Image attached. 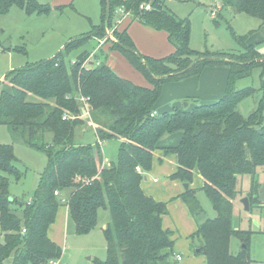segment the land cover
Here are the masks:
<instances>
[{"label":"trees","instance_id":"obj_1","mask_svg":"<svg viewBox=\"0 0 264 264\" xmlns=\"http://www.w3.org/2000/svg\"><path fill=\"white\" fill-rule=\"evenodd\" d=\"M143 3L149 4L150 10L141 9ZM13 6L27 13L51 11L36 0H0V13H8ZM222 6L264 23V0H223ZM122 8L133 12L141 23L166 31L173 45L174 50L165 56L146 55L128 29L116 32L118 41L111 43V50L120 52L150 86L120 76L105 57L89 59L88 50L69 67L64 51H60L52 58L10 71L0 84V125L8 126L16 139L44 151L48 158L33 199L27 202L11 199L10 180L0 175V264H47L60 259L63 249L50 238L49 229L63 205L68 207L77 235L92 231L101 211L108 214L103 229L107 257L97 259L96 264H171L175 239L163 224L168 205L147 195L142 182L153 166L154 151L160 148L162 137L176 132L182 134L179 144L165 152L178 156V169L170 178L189 184L179 197L196 219L203 211L197 191L191 187L198 169L204 180L202 189L217 213L198 223L191 235L192 242L199 239L195 252L204 254L206 264H263L250 257L254 231L236 228L233 217L239 177L250 174L254 178L257 168H264V55L254 44H245L244 37L234 30V37L244 43V52L194 50L189 20L165 9L163 0H111L110 9L103 0V23L93 26L88 34L104 36L105 26L112 24ZM83 36L71 40L63 50L79 47L81 43L75 41ZM220 56L236 60L225 61ZM221 63L228 66L221 98L152 115L165 82ZM256 67L262 69L261 87L236 89L237 81ZM255 94H260L257 106L244 116L238 104ZM88 120L96 127L99 141L94 143L77 138L80 126L89 134ZM111 139L121 140L118 158L104 165L102 142ZM15 159L13 145L0 144V171L20 179L23 172ZM260 186L255 183L248 195L250 209L255 204L264 206L258 200ZM232 236L245 245L237 253L230 250Z\"/></svg>","mask_w":264,"mask_h":264},{"label":"rangeland","instance_id":"obj_2","mask_svg":"<svg viewBox=\"0 0 264 264\" xmlns=\"http://www.w3.org/2000/svg\"><path fill=\"white\" fill-rule=\"evenodd\" d=\"M36 1L40 5L52 7L53 10L47 13H27L24 9L13 6L8 13H0V84L10 71L52 58L60 51H64L69 67L85 49H88L92 54L98 47L99 40L107 37L109 43L118 41L116 32L123 31L128 23L127 17L139 19L133 15V12L130 13L122 8L117 12V17L112 24L105 26L104 36H101L99 32L90 36L88 33L93 31V26L103 23V0ZM163 2L165 9L182 19L189 20L191 25L190 44L194 50L213 54L224 52L239 54L245 51V43L254 44L256 49L264 55V23L258 17L246 13L236 14L232 8L224 9L223 0H163ZM146 4L143 3L144 7L141 5V9L150 10L145 7ZM215 17L218 19V23L215 22ZM144 25L140 21L135 22L129 29V33L134 32L135 34L133 40L139 51L155 57L165 56L166 53H153L155 51H152L151 48L154 45L143 32ZM95 30L98 31L96 28ZM233 30L237 36L244 37V43L234 37ZM81 35H84L83 38L75 41L76 44L81 43L79 47L70 51L69 49L63 50L66 44ZM96 55L101 59L106 58L104 52H97ZM262 57L264 58V56ZM223 60L232 61L236 58L224 56ZM109 61L112 68L120 75L131 80L133 79L130 77L142 78L146 81L145 76L137 71L120 52L113 51L109 56ZM227 72L226 64H213L206 66L200 73L190 74L178 81L165 82L155 105L157 112H164L162 107L167 102H169V107L166 111H172L177 105L179 108H191L194 105L218 100L221 95L218 97L216 92L220 91L218 89L209 91L212 82L210 78L214 77L213 75H222ZM261 72L262 69L256 67L251 75L237 81L236 89L260 88L262 85ZM221 91L223 94L224 89L222 88ZM213 92L216 94H212ZM177 93H185L190 96H183L181 99L175 100L174 96ZM259 95H251L238 104V108L244 116L256 108ZM35 99L37 98L35 97ZM81 131H83L82 126L77 128V137ZM89 132L91 133V130ZM106 143L107 155L116 161L119 145L116 141L109 142L108 140ZM0 144L13 145L16 157L14 163L23 172V176L17 179L11 174L0 171V175L7 176L10 180L11 196L24 202L32 200L39 185L40 176L48 163L46 153L16 139L11 129L6 125H0ZM254 176L253 178L250 174H243L239 177L233 222L236 228L254 231L250 239V257L252 260L264 264V206L255 204L249 211H246L241 202L244 197H248L255 183L262 186L264 168L258 167ZM197 181L195 170L192 183ZM196 191L203 209L196 219L190 214L187 204L181 197L178 196L179 198L168 203L169 213L166 223L171 228L176 240L175 255L170 257L172 264H206L204 254L195 252V246L199 244V239L195 237L192 242L191 235H193V229L196 228V223L198 225L206 219L214 218L217 213L205 191L202 188H197ZM66 196V193L61 195L63 198ZM180 203L184 207V212L181 211ZM65 210L66 207H63L62 213L59 215L60 219L58 217L57 222L50 227L55 236L57 235L56 238L60 242L63 254L60 259H51L47 264H51V261H55L57 264H96L97 259L104 261L107 257V243L102 224L105 217L108 219V214L101 211L97 226L87 234L77 235L74 223L71 218L68 220ZM243 245L244 243L239 238L231 237L230 250L232 253H237ZM178 253L181 254L179 259L176 257Z\"/></svg>","mask_w":264,"mask_h":264},{"label":"crops","instance_id":"obj_3","mask_svg":"<svg viewBox=\"0 0 264 264\" xmlns=\"http://www.w3.org/2000/svg\"><path fill=\"white\" fill-rule=\"evenodd\" d=\"M51 10H53L52 7H51ZM126 19H128V23H126L124 29H128V32H129V29L133 26V24L135 22H139V21L135 20L133 17H131V18L127 17ZM144 26H145V28L143 27L144 28V30H143L144 34L152 40L153 45H154L151 48L152 51L153 50L155 51L153 53H156V54H160V53L165 54L166 53V55H167L174 50L173 45L168 40V35H167L166 31L157 30V29H154V28L149 27L147 25H144ZM129 34L131 35L132 38L135 37L134 32L129 33ZM107 40H108V38L105 37L104 39L99 40V42L97 41L98 47L95 48V50L92 54L89 53V56L95 57V56H97L96 55L97 52L106 53L105 56L107 58V64L112 68V65L109 61V56L115 50H111V41L109 43ZM85 50H88V49H85ZM147 51L152 53V51H150L148 49H147ZM147 55H149V54H147ZM120 76H122V75H120ZM213 76L214 77L210 78L212 82H211V87H210L209 91H211V90L214 91L215 89H218V91H220V92H216V93H217L218 97L220 95L222 97L225 93V89H226V85H227L228 72L225 74L223 73L222 75H213ZM122 77L127 78L125 76H122ZM130 78H132L134 80V81L133 80L132 81L135 82L136 84L144 85V86H150V84L147 82V80L145 81V79L143 80L142 78H133V77H130ZM127 79H129V78H127ZM182 84H185V83H182ZM222 88L224 89L223 94H222L223 91H221ZM185 93L175 94L174 99L177 100V99H181V97H183V96L184 97L190 96V95L185 94ZM214 93L215 92H213L212 94H214ZM174 106H176V105L174 104ZM167 107H169V102H167V104L162 108H164V111H166ZM176 108H178V105ZM87 127H88L89 131L91 130V133L89 132L88 135H85L84 131H81V133L78 135L77 138L81 141H88V142H92V143L99 141L98 137L96 135V127L90 120L87 121ZM181 136H182L181 132H176V133H171V134L170 133L165 134L162 137V139L159 142L160 148H157L154 151L153 166H152L151 170L145 174L143 182H142V188L147 195L153 196L158 201L166 202L167 205H168V203L174 201L176 198H179L178 196L181 195L185 190L184 184L181 181L173 180L170 178V176L174 172H176V170L178 169V156L175 153H168V152L166 153L165 152V148L178 145L180 140H181ZM110 141H116L117 144L120 146V143H121L120 139H111V140H109V142ZM107 143H106V141L102 142L103 155H104L103 164L104 165H108L113 160V159L109 158V156L107 155V153L105 151ZM119 146H118V150H119ZM196 176L198 178V181L194 184L191 183V187L194 189L202 188L203 184H204V180H203V177L200 174L198 169H196ZM179 206L181 208V211H183L184 207H182L181 203L179 204ZM63 207H66L65 211H66V215L68 217V220L70 218L68 207L63 205L60 207V209L58 211L56 222L58 220V217L60 219L59 215H61ZM166 217H167V215L164 216V218H163L164 227L169 228L171 230V228L166 223V221H167ZM106 222H107V218L105 217L103 220L102 229L105 228ZM197 228H198V225L196 223V228L193 229V232L196 231ZM49 236L52 240H54L57 244L60 245L59 240L56 238L57 235L55 236V234L50 229H49ZM173 238H174V236H173ZM174 251H175V247H174ZM178 254L181 255L180 253H178ZM174 255H175V252L173 253V256ZM170 262L172 264L171 258H170Z\"/></svg>","mask_w":264,"mask_h":264},{"label":"water","instance_id":"obj_4","mask_svg":"<svg viewBox=\"0 0 264 264\" xmlns=\"http://www.w3.org/2000/svg\"><path fill=\"white\" fill-rule=\"evenodd\" d=\"M107 1V8L110 9L111 8V0H106ZM211 57V56H209ZM212 58V57H211ZM194 65V63L190 64L185 70H188L190 69L192 66ZM186 107H187V104H186ZM184 187H185V190L189 189V184L188 183H185L184 184ZM14 197L12 196L11 199H13ZM258 200L260 202H263L264 203V183L262 184V186L260 187L259 189V195H258ZM242 204L244 205V209L246 211H249L250 210V200H249V197H244L242 200H241ZM245 246V245H244ZM198 251V249L196 250Z\"/></svg>","mask_w":264,"mask_h":264},{"label":"built area","instance_id":"obj_5","mask_svg":"<svg viewBox=\"0 0 264 264\" xmlns=\"http://www.w3.org/2000/svg\"><path fill=\"white\" fill-rule=\"evenodd\" d=\"M142 6L144 7V5H142ZM145 7H147V9H150V5H149V4H146ZM91 57H92V56H89V59H90ZM89 59H88V60H89ZM88 60H87V61H88ZM74 62H75V61H74ZM82 100L85 101L84 98H83ZM86 110H87V108H86ZM86 110H85V112H84L85 115L88 114V111H86ZM157 113H158L157 110H154L153 113H152V115H156ZM57 193H58V192L55 191V194H57ZM24 231H25V230H24ZM176 257L179 259V258H181V255L177 254ZM51 264H57V262H55V261H51Z\"/></svg>","mask_w":264,"mask_h":264}]
</instances>
